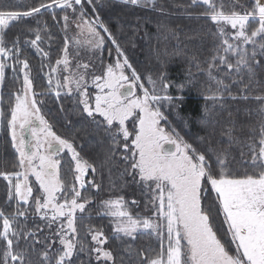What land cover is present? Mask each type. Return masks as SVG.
<instances>
[{
  "label": "snow or ice",
  "instance_id": "6c2138e0",
  "mask_svg": "<svg viewBox=\"0 0 264 264\" xmlns=\"http://www.w3.org/2000/svg\"><path fill=\"white\" fill-rule=\"evenodd\" d=\"M98 2L38 0L22 8L0 0V87L7 69L18 82L22 75L7 108L8 135L16 156L11 167L5 163L0 169V181L5 182V197L0 201V264H126L123 255L118 261L117 253L107 247L110 237L103 228L83 223L90 219L94 203L97 214L110 219L112 236L127 245L123 248L127 264H264V0H190L186 6L201 8L197 15L214 26L206 72L209 84L216 87L200 89L205 104L197 123L204 134L197 135L195 142L185 139L169 119V113H175L188 126L180 109L184 91L196 87L191 70L179 83L164 72L155 79L149 75L151 89L146 87L110 28L99 15L88 17L86 5L96 13ZM121 2L156 8V0ZM57 9L65 13L61 18L64 42L52 63L50 51L42 47L53 41L47 23L40 27L37 20V27H32L28 21L50 11L58 23ZM158 10L164 11L162 6ZM13 23L23 26L30 38L9 39ZM70 30L77 37L86 34L93 53L110 41L115 62L101 61L99 74L89 73L91 63L77 61L73 67L70 45L80 46L82 41L70 37ZM29 48L41 57L39 71L48 69V88L55 81V95L63 92L72 98L80 119L89 122L101 143L107 142L102 160L82 156L75 137L57 134L42 115L37 97L44 93L34 89L31 64L24 54ZM58 73H67L63 83ZM89 85L96 90L94 95ZM172 88L180 95L170 94ZM225 93L233 101L257 106L259 120L247 128L248 151L241 152L238 162L243 172L232 167L231 144L220 147L214 141L215 128L208 119L216 104L223 106ZM3 103L0 96V123L5 119ZM60 111H65L63 106ZM235 131L233 126L221 135L235 141ZM61 154L70 157V182L61 176ZM117 163H123L120 175L130 177L146 197L143 213L111 190L108 198L95 199L103 188L95 176L102 177L104 169L111 173ZM89 171L92 179H87ZM210 193L214 200L208 202ZM130 203L138 208L140 201ZM143 234L153 237L155 244L133 250L127 242Z\"/></svg>",
  "mask_w": 264,
  "mask_h": 264
},
{
  "label": "trees",
  "instance_id": "16d2710c",
  "mask_svg": "<svg viewBox=\"0 0 264 264\" xmlns=\"http://www.w3.org/2000/svg\"><path fill=\"white\" fill-rule=\"evenodd\" d=\"M104 5L98 2L97 12H91V6L86 5L88 17L93 18L99 15L101 20L110 28L116 36L121 48L124 50L129 62L137 70L138 74L143 77L147 73L151 76H158L161 72L166 73L168 79L179 83L185 79L189 69L195 76L196 87L184 91V100L180 109V115L188 119V126L180 121L175 113H169V119L173 122V126L181 132V135L190 142H195L197 135H203L201 126L197 123L200 108L205 104L202 96L199 95L201 87L207 89L209 86L215 90V84H209L207 77V61L213 53V37L209 34L214 30V26L210 21H206L203 17H199L197 13L202 11L201 8H186L190 0H156V8L153 7H136L125 5L118 0H102ZM38 0H5V3L13 5L19 4L22 8L32 6ZM163 7L164 11L158 9ZM191 13V15H189ZM65 13L59 9L56 10L57 20L53 21L51 12H43L36 19H30L28 23L32 27H43L45 22L48 26V32L53 36L51 44L44 43L42 47L50 51L51 61L60 54L63 47L64 32L63 20L61 19ZM102 31V30H101ZM20 35L21 40L30 38L29 34L24 30L23 26L13 23L8 30V38ZM107 47L104 49V55L111 49L112 58L115 56L114 46L110 41L106 42ZM31 68L32 77L34 79V89L39 95L38 101L41 110L46 119L53 125V130L57 134L66 138L76 139V147L81 151L82 156L92 160L104 158V151L107 142L101 143L100 137L93 134L92 126L88 121L80 119L78 113L73 108V101L70 97H57L55 93L48 88V79L45 68L40 72L41 57L36 55L33 50L25 49ZM195 58V59H194ZM199 65V67L197 66ZM222 75V74H220ZM227 82V81H226ZM22 83V75L19 82L15 79V74L10 70H6V77L2 87H0V96L3 97V110L5 119L0 123V169L7 163L11 167L12 161L15 159V151L11 148V141L7 129V108L10 99V93L20 87ZM236 89H232L235 94ZM172 95H180L175 88L170 89ZM226 99L223 106L216 104L212 114L208 117L210 126L215 128L214 141L219 142L220 147H229V159L233 160L232 167L234 170L243 172V167L238 163L242 160L241 152H247L244 146L247 141V128L256 124L259 115L256 111V105L244 100L233 101L227 98L228 94H224ZM212 107L211 101L208 102ZM61 106L65 111L61 112ZM168 112L167 107L163 109ZM231 114V115H230ZM71 120V125L68 121ZM235 126V136L237 140L229 141L227 136L221 133ZM131 127V122H129ZM99 167V164L97 165ZM68 162L61 168V176L65 181L72 180V174L68 171ZM123 170V163H117L113 166L111 173L107 169L103 170V175L95 176L98 183L103 184L102 190L95 195V199L99 201L102 198H108L110 191L112 195H124L127 199L128 188L126 177L120 175ZM87 196L89 191L84 192ZM5 197V182L0 181V201ZM214 200V194H209V201ZM91 212L90 219L83 221L85 224H91L98 228H103L106 235L110 237L107 247L117 253V260L123 255L126 264L129 260L128 254L123 252L122 245L119 240L112 236L111 223L108 217L98 215V204L94 203L89 209ZM87 215V214H85ZM222 217L216 220L219 226ZM31 227V224H29ZM81 227V235H83ZM222 235V233H221ZM90 240V237L88 238ZM132 249H139L147 244H155L154 238L147 234L140 235L134 241H128ZM79 264V261H77Z\"/></svg>",
  "mask_w": 264,
  "mask_h": 264
},
{
  "label": "rangeland",
  "instance_id": "374dc122",
  "mask_svg": "<svg viewBox=\"0 0 264 264\" xmlns=\"http://www.w3.org/2000/svg\"><path fill=\"white\" fill-rule=\"evenodd\" d=\"M118 1H121V0H118ZM99 2H100V5H104L103 3H105L106 1L103 2L102 0H99ZM70 13H71V10H69V14ZM68 35L70 37H72L73 39H79V40L82 41L80 46L70 45V59L72 60V66L73 67H75V63L77 61H79L81 63H91L93 65V67H91L88 70L89 73L99 74L100 70H101V67H102L101 61H103V63L105 65L108 64V63H114L115 62L116 55L113 56L112 58L110 57L109 53L108 54L106 53V55H104V49H106L107 44H105L103 49H97L95 51V53H93V52L88 50L87 35L86 34L83 35V36L77 37L76 34H75V31L70 30ZM107 51L109 52V50H107ZM126 73L130 75V70L126 69ZM57 75L60 76L61 83H63L62 76L63 75H67V73H58ZM148 76H149V74H147V73L143 74V79H142L141 82L144 83L146 87L151 89V85L148 84V80H147ZM152 77L155 79L157 77V75L156 76H152ZM51 90L55 93V81L53 82V87H52ZM89 91L94 95L96 90L94 88H92L91 85H89ZM137 91H138V94H139V89ZM61 95L67 97L66 95H64L63 92H62ZM72 101H73V99H72ZM38 106L40 107L39 104H38ZM41 113H42V115H44L42 110H41ZM77 150L79 151L78 148H77ZM61 155L63 157L62 165H64L65 163H67L70 160V157L66 156L65 154H61ZM124 177H126V181H128L127 182V188H128L127 200L129 201L130 208L135 210V211H140L141 213H143L144 202L146 200V197L141 194V189L137 185H134V184L130 183V177H127V176H124ZM124 177H122V178H124ZM87 179H92V174H91L90 171L88 173ZM132 199H136V200L140 201V204H139L138 208L135 205H131L130 202H131ZM37 220H38V218H37Z\"/></svg>",
  "mask_w": 264,
  "mask_h": 264
}]
</instances>
